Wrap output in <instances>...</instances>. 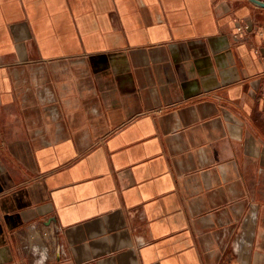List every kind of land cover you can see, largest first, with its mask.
<instances>
[{"label":"crops","instance_id":"0c3cea01","mask_svg":"<svg viewBox=\"0 0 264 264\" xmlns=\"http://www.w3.org/2000/svg\"><path fill=\"white\" fill-rule=\"evenodd\" d=\"M0 264H264V7L0 0Z\"/></svg>","mask_w":264,"mask_h":264},{"label":"water","instance_id":"95a60500","mask_svg":"<svg viewBox=\"0 0 264 264\" xmlns=\"http://www.w3.org/2000/svg\"><path fill=\"white\" fill-rule=\"evenodd\" d=\"M252 3L264 7V1L261 0H250Z\"/></svg>","mask_w":264,"mask_h":264}]
</instances>
